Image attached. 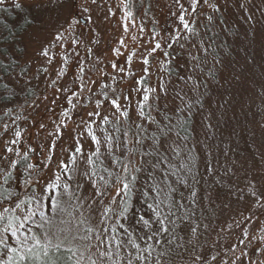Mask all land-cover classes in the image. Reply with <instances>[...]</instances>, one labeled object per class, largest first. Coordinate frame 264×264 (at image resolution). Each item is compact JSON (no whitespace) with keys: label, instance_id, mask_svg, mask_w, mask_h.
<instances>
[{"label":"rangeland","instance_id":"374dc122","mask_svg":"<svg viewBox=\"0 0 264 264\" xmlns=\"http://www.w3.org/2000/svg\"><path fill=\"white\" fill-rule=\"evenodd\" d=\"M45 2L5 0L0 5V56L6 57L0 60V153L5 147L14 149L4 156L3 165L12 173L10 191L24 198L26 179L37 194L46 184L56 183V176L63 184L67 178L59 163L69 162L77 143L83 145L84 156L77 155L81 168L95 151L86 131L88 122H93L101 139L98 128L104 116L109 117V131L117 118L122 126L147 124L139 115L138 102L144 89H155L148 92L145 111L151 106V116L161 124L170 118L172 124L180 125L176 131L183 139L175 132L170 139L183 156H190L193 172L200 178L198 202L189 209H194L193 222L200 225V246L195 252L179 249L181 255L173 253L175 264H193L196 254L206 247L207 261L196 264H229L241 249L251 254V264H258L264 253V181H258L264 175V0H198L195 12L192 0H72V13L79 23L74 32L63 33L66 42L55 41L50 47L51 63L39 48L42 44L49 48L54 27L38 32V23L28 26L25 20L30 16L46 20L49 12L39 7ZM16 3L23 7L16 9ZM182 8L188 10L186 19L194 20L191 34L179 22ZM77 37L83 43L72 44ZM156 42L161 48L153 51ZM201 44L204 48L212 44L221 63L207 56ZM193 56L207 63L197 68ZM22 69L29 71L25 74ZM140 80L142 85L136 83ZM117 98L128 112L127 120L111 104ZM95 112L100 115L89 116ZM16 131L21 133L19 138L14 136ZM105 151L102 144L101 152ZM115 158L104 157L105 166L114 172L119 168H112ZM8 159L18 167H9ZM27 163L33 164L32 170H26ZM221 177L225 190L219 200L210 201L209 192L220 187L214 182ZM143 182L141 175L138 189ZM68 183L85 198L93 193L89 182L75 173ZM112 183L105 199L119 200ZM180 194L187 195V190L180 188L177 198ZM132 203L138 216L154 219L139 191ZM122 223L134 233L140 227L131 214ZM243 260L249 264V255Z\"/></svg>","mask_w":264,"mask_h":264},{"label":"snow or ice","instance_id":"6c2138e0","mask_svg":"<svg viewBox=\"0 0 264 264\" xmlns=\"http://www.w3.org/2000/svg\"><path fill=\"white\" fill-rule=\"evenodd\" d=\"M197 2L198 0H192L193 12ZM204 2L207 3L208 0ZM4 3L5 0H0V5ZM71 5L72 0H46L39 5L42 10L49 12L46 20L38 21L31 16L25 18L28 26L37 23L40 25L38 32H47L49 28L54 27V33H51L54 40L48 41L49 48H45L43 44L39 48L41 56L48 63L53 59L49 56L50 47L55 45V41L66 42L63 33L74 32L79 23L72 13ZM14 7L19 10L23 5L16 3ZM187 11L182 8L178 19L184 31L191 34L194 20L190 22L186 19ZM125 14L132 16L130 11ZM208 19L211 20V17ZM127 30L125 25V31ZM175 39L179 41L180 37L176 36ZM71 43L83 41L77 37L72 39ZM160 48L161 43L156 42L153 51ZM201 48L215 63H221L217 59L219 53L212 50V44L207 48L201 44ZM67 55L70 56L71 53ZM192 58L197 61V68L200 63H207L206 59L201 61L196 56ZM4 59L6 57L0 56V60ZM147 63L148 60L145 59L144 64ZM112 67L115 69L117 65L113 64ZM261 67L264 69V56L261 57ZM22 71L27 74L29 69ZM120 71L125 69L121 68ZM44 72H47V69H44ZM136 83L142 85L143 81ZM149 91L154 92L155 89H144L145 94L138 102L139 115L147 120V124L136 123L133 127L131 123H125L122 126L117 118L109 131L106 127L109 117L104 116L98 128L103 134L101 139L93 130V122H88L86 131L95 151L87 156L86 166L81 168L77 163V155L84 156L83 145L77 143L69 162L59 163L62 175L67 178L65 182L59 183L61 177L56 176V183L46 184L39 194L31 188L30 179L25 181L24 198L10 191L12 173L3 165L4 156L13 153L14 149L4 148L0 153V176L7 179L0 180V264H175L173 253L181 255L179 249L195 252L200 246V225L193 222L194 209H189L198 202L196 185L200 183V178L193 172L190 156H183L176 141L170 139L174 132L179 139H183L180 132L176 131L180 125L172 124L170 118L169 123L161 124L151 116V106L145 111L146 102L150 100ZM111 104L119 116L127 120L128 112L121 109L118 98L113 99ZM187 107L191 109L192 105ZM64 115L68 116V113ZM99 115L98 112L89 113V116ZM148 125L153 126L151 130ZM14 136L19 138L21 133L16 131ZM12 142L15 143V140ZM102 144L106 148L103 153ZM117 153L122 155L116 156ZM105 156L116 157L112 160V168L119 166L115 172L105 166ZM261 159L264 160V154ZM6 163L9 167H18L12 159H8ZM33 167L31 163L26 164V170L30 171ZM73 173L89 182L93 189L91 196L85 198L86 194L78 195L70 189L68 182L73 179ZM141 175L144 176V182L138 189L137 183ZM223 180L221 177L214 182L220 187L209 192L210 201L219 200L221 192L225 190ZM110 181H114L112 186L117 189L116 197H119V200L105 199ZM258 181H264V175H261ZM80 186L78 182L77 188ZM180 188L186 189L187 195L180 194L177 198ZM137 191L154 214V219L145 220L143 216L137 215L132 203ZM44 192L49 195L45 196ZM149 197L151 202H148ZM45 200L49 202L47 206ZM186 200L188 203H184ZM129 214L138 219L140 227L137 233L130 231L122 223L129 218ZM231 251L234 253L235 249ZM207 252L208 249H205L203 253H197L193 264H196V261H207ZM245 255H249L251 264V254L245 253L243 249L234 261L230 259L229 264H244ZM212 260L217 261L218 258L212 257ZM258 264H264V253H261Z\"/></svg>","mask_w":264,"mask_h":264},{"label":"trees","instance_id":"16d2710c","mask_svg":"<svg viewBox=\"0 0 264 264\" xmlns=\"http://www.w3.org/2000/svg\"><path fill=\"white\" fill-rule=\"evenodd\" d=\"M183 191H186L185 189H183ZM150 196H151V194H150ZM135 197V196H134ZM134 197H133V200H134ZM150 198V197H149ZM196 224H197V222H196ZM118 227V226H117ZM202 236V235H201ZM203 238H206V237H203ZM205 249H208V247H206ZM205 249H203V248H201V250H202V252H204L205 251ZM207 254H209V252H207ZM65 255H67V253H65ZM204 264H205V262H203Z\"/></svg>","mask_w":264,"mask_h":264}]
</instances>
